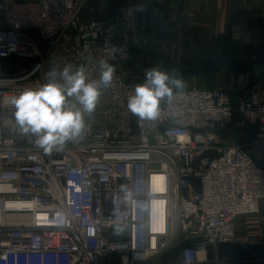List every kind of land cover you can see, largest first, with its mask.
<instances>
[{
    "label": "built area",
    "instance_id": "2783aa9c",
    "mask_svg": "<svg viewBox=\"0 0 264 264\" xmlns=\"http://www.w3.org/2000/svg\"><path fill=\"white\" fill-rule=\"evenodd\" d=\"M86 1L0 0V264H209V247L234 242L237 218L264 200V100L184 88L138 120L127 110L144 82L131 62L147 44L138 12L83 20ZM100 60L115 73L87 131L46 154L19 132L12 99L66 65L96 80ZM254 121L258 155L216 142ZM170 251L175 262H155Z\"/></svg>",
    "mask_w": 264,
    "mask_h": 264
},
{
    "label": "crops",
    "instance_id": "0c3cea01",
    "mask_svg": "<svg viewBox=\"0 0 264 264\" xmlns=\"http://www.w3.org/2000/svg\"><path fill=\"white\" fill-rule=\"evenodd\" d=\"M130 3L146 6V11L138 12L141 38L156 40L160 54L155 62L164 70L178 69L185 88L222 89L234 98L257 95L264 100V0ZM142 49L131 62L151 68L147 65L152 58L145 56L147 48ZM257 133L254 121L245 128L231 125L217 132L215 140L220 145L243 144L258 155ZM246 252L264 253V200L258 213L237 218L234 242L209 247V264L216 260L219 264H264L238 260Z\"/></svg>",
    "mask_w": 264,
    "mask_h": 264
},
{
    "label": "clouds",
    "instance_id": "9594fccd",
    "mask_svg": "<svg viewBox=\"0 0 264 264\" xmlns=\"http://www.w3.org/2000/svg\"><path fill=\"white\" fill-rule=\"evenodd\" d=\"M128 11L144 12L143 4H130ZM115 67L99 61V78L88 80L84 67L66 65L45 74L46 82L26 88L11 103L19 132L32 138L33 144L46 154L60 152L70 142L80 140L87 131V119L96 110L103 90L112 85ZM185 83L178 69L160 66L145 69L144 82L135 85L127 98V110L138 120L155 121L161 114V101L170 102L174 93H183ZM125 225L113 227L120 235Z\"/></svg>",
    "mask_w": 264,
    "mask_h": 264
},
{
    "label": "rangeland",
    "instance_id": "374dc122",
    "mask_svg": "<svg viewBox=\"0 0 264 264\" xmlns=\"http://www.w3.org/2000/svg\"><path fill=\"white\" fill-rule=\"evenodd\" d=\"M130 0H87L84 4V7L81 11V18L83 20H87L89 18L92 17H107V18H111L117 14L120 13V11L130 5ZM141 30L139 29V36L141 38ZM142 38H145L142 36ZM141 38V39H142ZM143 41H146V46H144V48L142 50H144L145 48H147V50L145 51V56L146 57H151L152 59L150 60L151 62L149 63V65H147L148 67H153V66H157L159 63L155 62V59L157 57L158 54H160L158 52V50L156 49L157 45H156V40L152 37L149 40L151 41H147L145 39H142ZM149 47V48H148ZM152 48V49H151ZM135 59V58H134ZM161 59L160 57L157 58ZM247 260V262L249 263H264V253H253V252H246V255L244 257L239 258L238 260H242V259ZM177 260V252L176 251H170L169 253H167L165 256L159 257L158 259L155 260V262L158 263H171V262H175ZM233 261V260H231ZM237 261V260H235ZM219 260H216L214 262H212L211 264H219L218 263Z\"/></svg>",
    "mask_w": 264,
    "mask_h": 264
},
{
    "label": "bare ground",
    "instance_id": "6f19581e",
    "mask_svg": "<svg viewBox=\"0 0 264 264\" xmlns=\"http://www.w3.org/2000/svg\"><path fill=\"white\" fill-rule=\"evenodd\" d=\"M163 180V176L162 175H159L156 177V181H157V184L158 185H161V181ZM162 204V203H161ZM156 217L159 219V225L160 226H157L158 229L162 228L163 229V221H164V210H163V207L160 206L157 210V214H156Z\"/></svg>",
    "mask_w": 264,
    "mask_h": 264
}]
</instances>
